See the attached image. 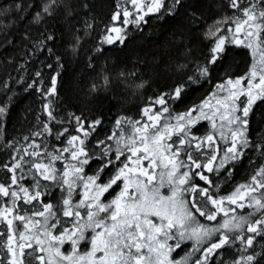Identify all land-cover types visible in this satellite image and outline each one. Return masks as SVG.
Here are the masks:
<instances>
[{
  "label": "snow or ice",
  "instance_id": "obj_1",
  "mask_svg": "<svg viewBox=\"0 0 264 264\" xmlns=\"http://www.w3.org/2000/svg\"><path fill=\"white\" fill-rule=\"evenodd\" d=\"M97 7L0 8L26 25L24 63L11 56L17 75L0 79V264H264V0H117L106 17ZM161 21L170 47L150 71L99 63L106 45ZM236 48L251 50L243 74ZM77 60L93 75L62 96ZM20 92L39 94L41 109L9 136ZM129 92L137 118L118 115L101 138L103 101Z\"/></svg>",
  "mask_w": 264,
  "mask_h": 264
},
{
  "label": "trees",
  "instance_id": "obj_2",
  "mask_svg": "<svg viewBox=\"0 0 264 264\" xmlns=\"http://www.w3.org/2000/svg\"><path fill=\"white\" fill-rule=\"evenodd\" d=\"M16 2L19 3L20 0H16ZM28 2H31V0H28ZM12 3L13 0H0V8L8 7ZM116 3L117 0H96L98 6L100 4L104 5L103 9L97 7L96 14L106 17L110 14ZM14 19V15L11 14L0 15V79H6V74L9 72H11L13 76L17 75V73L13 71L14 65L5 63L11 56H15L20 64L24 63L21 57L26 47V42L20 40V35L23 33L26 25L20 22L14 23ZM209 23H211V21H209ZM6 34L9 38L15 37V48L8 47L7 50H5L4 37ZM169 39V26L162 21L156 22L153 27L145 28L142 33L134 31L130 33L129 40L125 45H106V60H101L99 63H106L109 67L116 64L121 67L127 66L128 68H132L133 65H140L143 67L147 64L148 67L146 70L150 71L152 67L159 62L161 56L165 55L169 50ZM33 59L35 60V67L39 68L41 67L40 62L46 59V55H40L38 59ZM232 63V71L243 74L252 64L251 50L247 48H236L233 53ZM32 70V68L29 69V71ZM97 72H99V68H97ZM24 75L27 76L28 72L24 73ZM91 75H93L91 70L87 68L85 63L79 60L66 65L62 77L64 80V85L61 89L62 96L72 94L82 83H88ZM205 87L207 88L210 86ZM120 90L124 93L123 84L120 85ZM204 94H206L205 89H200L193 94V99H197ZM114 95L117 96L116 99H113ZM197 102H199L198 99ZM137 104V99L130 92L124 95L109 93L108 98L103 101L99 108V111L103 114L104 120V131L100 132L101 138L113 131L115 118L118 115L137 118ZM40 109L41 103L39 94L28 95L20 92L18 99L13 102L12 115L7 125L8 135L20 136L22 132H27L37 122L36 115L40 113ZM181 110H183V105L181 106ZM257 115L259 116L260 114L258 113ZM203 123L207 122L205 121ZM125 131L130 133V129H126ZM0 134H3V129H0ZM249 171L250 169L248 168L247 161H245L244 167L238 170L235 180L227 185L229 190H231L236 183H243ZM83 211L82 209V212Z\"/></svg>",
  "mask_w": 264,
  "mask_h": 264
},
{
  "label": "rangeland",
  "instance_id": "obj_3",
  "mask_svg": "<svg viewBox=\"0 0 264 264\" xmlns=\"http://www.w3.org/2000/svg\"><path fill=\"white\" fill-rule=\"evenodd\" d=\"M162 171H164L162 166L155 169V176H154V180L155 181L159 180V176H160ZM141 179H143V178H141ZM163 190L167 191V186L166 185H165V188Z\"/></svg>",
  "mask_w": 264,
  "mask_h": 264
}]
</instances>
